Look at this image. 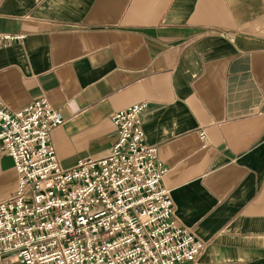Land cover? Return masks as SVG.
<instances>
[{
    "label": "crops",
    "instance_id": "crops-1",
    "mask_svg": "<svg viewBox=\"0 0 264 264\" xmlns=\"http://www.w3.org/2000/svg\"><path fill=\"white\" fill-rule=\"evenodd\" d=\"M0 34L24 35L0 48V101L59 113L63 169L106 156L112 115L147 102L175 220L204 245L181 264H264V0H0ZM17 187L0 147V203Z\"/></svg>",
    "mask_w": 264,
    "mask_h": 264
},
{
    "label": "built area",
    "instance_id": "built-area-1",
    "mask_svg": "<svg viewBox=\"0 0 264 264\" xmlns=\"http://www.w3.org/2000/svg\"><path fill=\"white\" fill-rule=\"evenodd\" d=\"M24 35L0 34V48ZM147 102L111 117L116 141L100 159L59 164L50 133L63 124L44 99L8 112L0 101V147L18 174L0 203V264H181L204 245L177 224L167 173L142 129ZM202 140L205 135L200 134Z\"/></svg>",
    "mask_w": 264,
    "mask_h": 264
},
{
    "label": "bare ground",
    "instance_id": "bare-ground-1",
    "mask_svg": "<svg viewBox=\"0 0 264 264\" xmlns=\"http://www.w3.org/2000/svg\"><path fill=\"white\" fill-rule=\"evenodd\" d=\"M59 161V160H58ZM60 164V163H59Z\"/></svg>",
    "mask_w": 264,
    "mask_h": 264
}]
</instances>
